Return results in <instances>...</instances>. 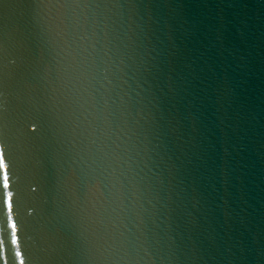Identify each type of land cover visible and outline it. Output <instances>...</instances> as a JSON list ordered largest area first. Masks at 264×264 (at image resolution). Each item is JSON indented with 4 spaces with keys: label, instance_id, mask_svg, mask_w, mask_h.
Instances as JSON below:
<instances>
[{
    "label": "water",
    "instance_id": "water-1",
    "mask_svg": "<svg viewBox=\"0 0 264 264\" xmlns=\"http://www.w3.org/2000/svg\"><path fill=\"white\" fill-rule=\"evenodd\" d=\"M0 149V264H264V0H0Z\"/></svg>",
    "mask_w": 264,
    "mask_h": 264
},
{
    "label": "snow or ice",
    "instance_id": "snow-or-ice-1",
    "mask_svg": "<svg viewBox=\"0 0 264 264\" xmlns=\"http://www.w3.org/2000/svg\"><path fill=\"white\" fill-rule=\"evenodd\" d=\"M65 3H67V0H65ZM0 183H2V186L5 190L10 188L8 166L4 161V155L2 149H0ZM12 199H13V193L11 191H7L5 193L4 203L9 212L8 221L10 222V227L12 229V243L18 244V238L16 235L17 225L15 221L12 220V216H11L12 207H13ZM15 256L20 257V264H25L24 254L22 252L16 251Z\"/></svg>",
    "mask_w": 264,
    "mask_h": 264
}]
</instances>
